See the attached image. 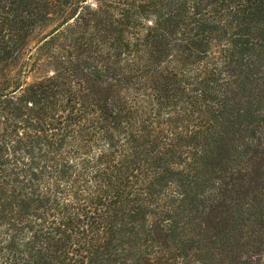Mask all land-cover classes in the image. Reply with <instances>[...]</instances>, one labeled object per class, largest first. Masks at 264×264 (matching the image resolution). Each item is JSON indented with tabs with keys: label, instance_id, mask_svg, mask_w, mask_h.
I'll list each match as a JSON object with an SVG mask.
<instances>
[{
	"label": "trees",
	"instance_id": "obj_1",
	"mask_svg": "<svg viewBox=\"0 0 264 264\" xmlns=\"http://www.w3.org/2000/svg\"><path fill=\"white\" fill-rule=\"evenodd\" d=\"M0 264H264V0H0Z\"/></svg>",
	"mask_w": 264,
	"mask_h": 264
}]
</instances>
